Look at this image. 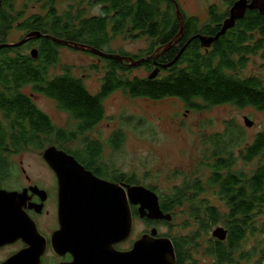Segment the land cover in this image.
Listing matches in <instances>:
<instances>
[{
    "label": "trees",
    "instance_id": "16d2710c",
    "mask_svg": "<svg viewBox=\"0 0 264 264\" xmlns=\"http://www.w3.org/2000/svg\"><path fill=\"white\" fill-rule=\"evenodd\" d=\"M67 2L65 11L58 13V5ZM33 3L41 4L45 15L24 19V12L15 9L16 0H0L1 45L7 43L4 38L19 19L22 20V31L44 35L30 41V45L34 43L39 47L36 59L27 53L30 50L28 44L17 49H0V169L5 168V173L10 172V165L5 161L8 157L28 149L39 150L48 142L73 156L93 174H107L109 167L101 161L103 147L88 139L86 133L105 120L103 102L116 91H123L132 98L155 101L176 98L186 109L200 112L232 105L252 107L264 113V76H238L250 56L260 55L264 60V14L260 9L247 10L209 49L202 47L198 39H190L196 35L214 36L225 17L212 6L208 11V22L201 25L195 17H187L181 11L183 33L179 42L157 57L154 56L156 50L166 47L180 31L174 0H23V8ZM94 8L98 13L87 16L89 9ZM122 35H130L133 40L147 37L150 41L145 56L148 59L141 63L152 71L148 79L129 80L125 77L126 65L114 59H105L108 69L101 90L95 96H91L82 81L70 73L55 78L48 76V69L56 63L60 45L47 36L125 57L109 50L110 42ZM183 47L178 61L165 68ZM155 71L158 74L153 77ZM161 73L164 76L160 77ZM27 88L30 94L24 92ZM36 94L55 101L60 110L76 120L75 128L67 130L53 125L34 104ZM231 134L233 138H239L234 130ZM123 141L124 134L118 131L112 135L110 145L119 149ZM71 143L77 145L67 147ZM213 145L216 146H213L212 154L206 155V162L203 161L209 172L205 185L218 189L217 196L226 204L227 215L221 216L217 207L202 209L195 206L205 192V185L199 179L190 180V177H186L172 195L159 197V204L172 218L175 208L189 204L191 218L199 221L205 231L222 223L228 232V248L221 242H210L208 253L217 264L232 263L236 254H244L240 252L241 242L248 234L256 232L254 218L264 210V165L250 177L232 172V148L220 141ZM241 156L246 163L264 156V132L246 145ZM118 181L130 185L139 183L133 177L123 176H119ZM132 212L133 216H138L137 211L133 209ZM261 233H264V227ZM199 236L197 234L192 241L170 238L179 264L190 260L188 247H195ZM251 253L253 255L254 250Z\"/></svg>",
    "mask_w": 264,
    "mask_h": 264
},
{
    "label": "rangeland",
    "instance_id": "374dc122",
    "mask_svg": "<svg viewBox=\"0 0 264 264\" xmlns=\"http://www.w3.org/2000/svg\"><path fill=\"white\" fill-rule=\"evenodd\" d=\"M235 1L237 0H176L175 2L185 16L195 17L198 23L203 25L209 20V7L214 6L219 11V15L226 18L231 4ZM67 6L68 2L59 4L58 13L65 11ZM261 7L263 8L264 5ZM15 9L17 12H24V19L46 13L39 3H33L23 8V0H16ZM97 13V8L89 9L87 16ZM14 26L8 35L7 42L11 44L20 42L28 34L17 30ZM51 38L56 39L53 36ZM149 44L150 41L147 37L133 40L130 39V35H122L110 42L109 50L127 58L137 57L139 59L136 61H139L143 59V56L147 58L145 56L149 51L147 49ZM57 51L56 63L48 69V76L55 78L66 72L70 73L72 77L82 81L91 96L97 95L108 69L106 60L86 51L63 45H60ZM27 53L30 54L31 51L29 50ZM123 63L127 68L125 77L129 80L148 79L152 73L141 64L131 66L128 62ZM251 75H259L261 78L264 76V60L260 55L250 56L244 69L238 72L240 78ZM162 76L164 73L160 74V77ZM24 92L30 94L31 91L27 88ZM33 102L57 128L67 130L75 128L76 120L60 110L55 101L36 94L33 96ZM103 106L106 118L92 131L86 133L87 138L97 141L103 147L101 161L109 167L107 168L108 173H116L125 178L133 177L139 183L130 186H142L149 189L156 193L159 200V197L166 198L172 195L174 189L179 188L186 177H190V180L199 179L203 185L206 184L209 172L203 166V161L206 162V155L212 154L216 146L213 144H216L217 141L232 148L230 150L234 157L232 172L250 177L259 166L264 165V156L251 163H246L241 156L246 145L264 132V113L255 108H236L232 105H223L200 112L186 109L185 105L176 98L158 101L132 98L123 91L110 94L104 100ZM245 119L251 122L250 127L245 124ZM232 130L239 138L232 137ZM118 131L123 132L124 141L119 149H113L110 145L111 138ZM75 145L77 144L71 143L67 147L73 148ZM50 146L59 149L56 145L46 142L39 150L33 148L11 155L6 161L10 165L9 168L12 169L10 172H20L19 169H15L19 160H22V165L28 173L46 172L39 160L42 158L43 150ZM204 189L205 192L200 195L195 206L202 209L208 206L217 207L221 212L220 215L226 216L228 210L226 204L217 196L218 189L210 188L207 185L204 186ZM189 208V204L175 208L171 221L155 220L150 222L146 218H140L139 215L134 216L133 232L130 238L117 245L116 249L119 251L131 249L134 241L143 234L150 233L152 229H156L160 237L179 240L192 241L199 234L200 236L195 242L196 246L188 247L191 258L185 263L217 264L214 257L208 253L209 241L213 238L214 230L218 227L225 230L226 228L220 223L211 227L209 231L203 230L199 221L191 218ZM253 223L256 232L246 236L241 242L240 250H254L253 248L259 245L258 248L261 251L264 249V233H261L264 227V210L262 214L255 216ZM234 257L237 258V255ZM256 260L257 256L253 253L251 262L248 264H256ZM261 262L264 264L263 259ZM240 264H245V262L241 261Z\"/></svg>",
    "mask_w": 264,
    "mask_h": 264
},
{
    "label": "water",
    "instance_id": "95a60500",
    "mask_svg": "<svg viewBox=\"0 0 264 264\" xmlns=\"http://www.w3.org/2000/svg\"><path fill=\"white\" fill-rule=\"evenodd\" d=\"M259 3L260 0L235 1L229 11V17L214 36L196 35L190 41L198 39L202 47L211 48L215 41L233 28L235 22L242 18L247 10L257 8L264 14V7L261 8ZM175 8L180 31L173 41L166 47H160L154 56L158 57L170 49L183 33V16L176 3ZM43 36L40 32H30L20 42L0 45V49L18 47L30 39H39ZM47 37L59 45L86 51L100 58L128 62L131 66L140 65L148 59L147 57L135 61L133 58L108 55L79 43ZM183 52L184 47L175 57V63ZM30 54L36 59L38 51L32 50ZM157 74L158 71H155L153 77ZM245 124L251 126L248 119H245ZM42 158L56 174L59 182L60 229L53 236L52 247L56 255L64 256L69 253L72 257L70 262L60 264H177L172 240L158 236L156 229L134 241L131 249L127 251L116 249V246L126 242L133 232L132 206L139 207L138 215L142 219L171 221V215L164 214L161 210L156 193L142 186L118 185L100 180L73 156L55 146L43 150ZM227 233V230L218 227L214 230L213 237L223 241ZM39 261L33 264H39ZM3 264L31 263L23 256H15Z\"/></svg>",
    "mask_w": 264,
    "mask_h": 264
},
{
    "label": "flooded vegetation",
    "instance_id": "af4514ba",
    "mask_svg": "<svg viewBox=\"0 0 264 264\" xmlns=\"http://www.w3.org/2000/svg\"><path fill=\"white\" fill-rule=\"evenodd\" d=\"M233 4L234 2L231 7ZM259 4L264 5V0H260ZM228 17L229 13L224 21ZM13 25H15L14 27L17 30L22 31L21 19L15 21L11 25V29ZM11 29L8 31V35ZM8 35L4 38L6 42L9 39ZM31 40L33 39H30L25 44H28L30 51L37 50L39 55V47L34 45V43L30 45ZM4 44L11 43L7 42ZM23 45L18 47L22 48ZM18 47H10L8 49H17ZM39 161H41L40 165L43 166L42 168L46 172L40 174L28 173L22 165V160H19L15 167V169L20 170L19 173H5V168L0 169V264L15 256H23L31 264L38 260H40L39 264H60L68 263L72 260L69 253L64 256H58L53 250L52 239L60 229L58 216L59 182L56 174L49 168L43 158ZM94 175L100 180L109 183L130 186L128 183L118 181L119 176L116 173L109 172L104 175ZM132 208L138 213V206H132ZM227 239L228 233L225 240L222 241L213 237L209 243L221 242L228 248ZM258 247L256 246L253 249L255 256H257L256 264H261L262 251ZM250 250H240L244 254H236L237 258L234 257V261L228 264H240L241 261H244L245 264L250 263L251 252L253 251L252 249ZM176 260L177 264H179L177 257Z\"/></svg>",
    "mask_w": 264,
    "mask_h": 264
},
{
    "label": "bare ground",
    "instance_id": "6f19581e",
    "mask_svg": "<svg viewBox=\"0 0 264 264\" xmlns=\"http://www.w3.org/2000/svg\"><path fill=\"white\" fill-rule=\"evenodd\" d=\"M168 50V49H167ZM91 54V53H90ZM92 55H94V54H92ZM109 55V54H108ZM115 56H119V55H115ZM105 59V58H104ZM175 64V62L174 61H172L171 63H169L168 65H166V66H164L165 68H167V67H170V66H172V65H174ZM165 214V213H164ZM168 215H170V214H168ZM172 217V216H171Z\"/></svg>",
    "mask_w": 264,
    "mask_h": 264
}]
</instances>
